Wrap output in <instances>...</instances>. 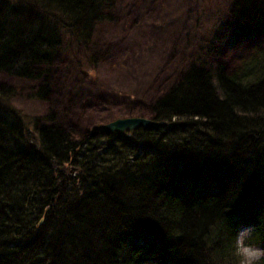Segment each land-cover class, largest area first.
Masks as SVG:
<instances>
[{"label":"trees","instance_id":"obj_1","mask_svg":"<svg viewBox=\"0 0 264 264\" xmlns=\"http://www.w3.org/2000/svg\"><path fill=\"white\" fill-rule=\"evenodd\" d=\"M116 1L0 0V71L39 80L68 42L94 52ZM229 16L264 37V0ZM17 94L0 83V264H232L248 226L264 248V44L232 71L191 65L149 104L158 124L125 133L25 116Z\"/></svg>","mask_w":264,"mask_h":264},{"label":"rangeland","instance_id":"obj_2","mask_svg":"<svg viewBox=\"0 0 264 264\" xmlns=\"http://www.w3.org/2000/svg\"><path fill=\"white\" fill-rule=\"evenodd\" d=\"M231 5L232 0H117L114 18L96 28L94 52L86 56L68 42L47 77L0 71V83L18 89L13 106L23 115L54 112L57 125L78 134L118 117H150L149 104L191 65L221 62L232 71L264 44V37L236 35ZM92 53L97 58L90 59ZM42 83L53 89L49 99L33 95Z\"/></svg>","mask_w":264,"mask_h":264},{"label":"clouds","instance_id":"obj_3","mask_svg":"<svg viewBox=\"0 0 264 264\" xmlns=\"http://www.w3.org/2000/svg\"><path fill=\"white\" fill-rule=\"evenodd\" d=\"M253 227L239 229L231 242L232 264H264V248L252 241Z\"/></svg>","mask_w":264,"mask_h":264},{"label":"water","instance_id":"obj_4","mask_svg":"<svg viewBox=\"0 0 264 264\" xmlns=\"http://www.w3.org/2000/svg\"><path fill=\"white\" fill-rule=\"evenodd\" d=\"M149 124H158V121L144 116H127L115 118L103 125L111 131L125 133L127 130H133L137 127Z\"/></svg>","mask_w":264,"mask_h":264},{"label":"bare ground","instance_id":"obj_5","mask_svg":"<svg viewBox=\"0 0 264 264\" xmlns=\"http://www.w3.org/2000/svg\"><path fill=\"white\" fill-rule=\"evenodd\" d=\"M168 28H169V27H168ZM171 29H172V28H171ZM171 29H170V30H171ZM162 33H163V32H162ZM156 34H157V31H156ZM163 34H164V33H163ZM168 36H169V35H168ZM155 38H156V37H155ZM131 46H132V45H131Z\"/></svg>","mask_w":264,"mask_h":264}]
</instances>
